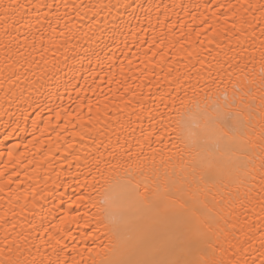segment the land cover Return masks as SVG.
I'll return each mask as SVG.
<instances>
[{"label": "bare ground", "instance_id": "obj_1", "mask_svg": "<svg viewBox=\"0 0 264 264\" xmlns=\"http://www.w3.org/2000/svg\"><path fill=\"white\" fill-rule=\"evenodd\" d=\"M0 264H264V0H0Z\"/></svg>", "mask_w": 264, "mask_h": 264}]
</instances>
